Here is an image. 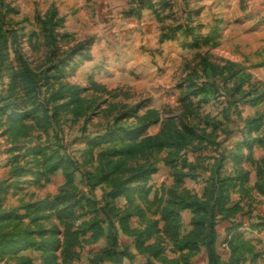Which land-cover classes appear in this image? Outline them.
I'll use <instances>...</instances> for the list:
<instances>
[{
  "label": "rangeland",
  "instance_id": "rangeland-1",
  "mask_svg": "<svg viewBox=\"0 0 264 264\" xmlns=\"http://www.w3.org/2000/svg\"><path fill=\"white\" fill-rule=\"evenodd\" d=\"M104 217L264 264V0H0V264H114Z\"/></svg>",
  "mask_w": 264,
  "mask_h": 264
},
{
  "label": "trees",
  "instance_id": "trees-1",
  "mask_svg": "<svg viewBox=\"0 0 264 264\" xmlns=\"http://www.w3.org/2000/svg\"><path fill=\"white\" fill-rule=\"evenodd\" d=\"M110 198L111 200L115 198V196L119 195L121 193V191H124L122 188L118 189V188H111L110 190ZM189 205H187L188 207ZM112 209H110L111 211ZM129 216V215H127ZM121 218V219H120ZM119 219L112 220V219H107L106 217L102 218V219H98V221H96L92 227V234L90 235V239L91 240H98L100 238H102L103 236L106 237L107 243H106V247H104L103 249H101L99 251V254H104L105 252L107 254H109V252H111L112 254V258H113V263L114 264H119L120 261L122 260V258H127L130 259L131 255L128 252L127 248H119V244H118V229L121 230V232L123 234H125L126 236H128L129 238H131L133 240V243L135 245V249L138 251V253L140 254H148L150 256H152L153 258L159 259L161 258V254H163V247L160 245V239L158 237L159 232L158 229H156L157 223H153L150 226H146L145 228L142 229H130L129 227V221L128 219L124 218V217H120ZM164 219V218H163ZM164 221L167 222L166 219H164ZM193 227H198V233L196 231V229H194L193 231H191L189 233L192 235H196V236H191L190 239L186 240V239H182V244L176 246H173V248H175V251H185V250H189L192 251L197 249V245L203 244L206 247L207 252L209 253L210 257H212V264H217V260L216 257L214 255V247L213 244L216 240V237L212 231V226L211 224L208 225V234L205 235V238H203V232H202V225L197 222L196 220L193 221ZM103 225L106 226V232L103 229ZM154 237L155 242L151 245H147L145 246L146 243H148L150 240H152ZM189 237V236H187ZM179 244V243H176ZM181 246V247H180ZM214 257V258H213Z\"/></svg>",
  "mask_w": 264,
  "mask_h": 264
},
{
  "label": "crops",
  "instance_id": "crops-1",
  "mask_svg": "<svg viewBox=\"0 0 264 264\" xmlns=\"http://www.w3.org/2000/svg\"><path fill=\"white\" fill-rule=\"evenodd\" d=\"M129 227H130V229H133V230L134 229H141L140 227H138V228L137 227L136 228H132L131 226H129ZM103 229L106 232V226L105 225H104ZM121 235L123 236V239L126 240L125 242H123L122 239H119ZM159 235H160V232H159ZM101 240H105V246L104 247H106L107 240H106L105 236H103L102 238L96 240L95 242H99ZM154 242H155V239L153 237V239L150 240L148 243H146L145 246L151 245ZM118 244H119V248L120 249L127 248L128 252L131 255L130 259L122 258V260L120 261L119 264H132V262H133V264H137L136 262L138 260H142L143 263H141V264H155L157 262H161L160 259L163 258V254H161V256H160L161 258L156 259V258H153L152 256H150L148 254H140V253H138V251L135 249V245L133 243V240L131 238H129L128 236H126L125 234H123L120 229H119V232H118ZM183 252H187V250H185Z\"/></svg>",
  "mask_w": 264,
  "mask_h": 264
}]
</instances>
